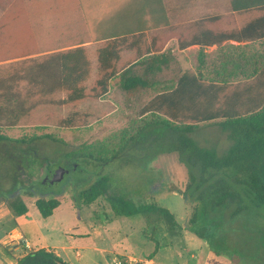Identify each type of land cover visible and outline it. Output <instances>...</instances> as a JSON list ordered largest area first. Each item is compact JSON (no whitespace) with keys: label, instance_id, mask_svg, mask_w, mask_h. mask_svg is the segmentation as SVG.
<instances>
[{"label":"rangeland","instance_id":"rangeland-1","mask_svg":"<svg viewBox=\"0 0 264 264\" xmlns=\"http://www.w3.org/2000/svg\"><path fill=\"white\" fill-rule=\"evenodd\" d=\"M0 1L1 14L9 3L17 0ZM114 1L116 8L119 2ZM176 1L167 0V3L171 2L174 6ZM81 2L86 9V0ZM97 13V16L89 17L92 21L89 20L90 25L97 28L94 25L96 23L98 29L103 28L106 15L100 12V8ZM67 21L63 22V32L57 38L58 42L65 44L71 42L73 35L66 28L77 23L73 15ZM179 21H188V17L179 18ZM51 23V20L45 19V28L48 29ZM152 34L162 36L155 43L160 52L169 36L154 31L145 35V43H149ZM87 37L83 35V38ZM85 46L91 62V74L86 83V87L90 88L96 79L97 44L88 42ZM199 52L202 50L188 53L186 62L180 60L182 56H175V63L172 62L168 69L159 73L164 83L153 90L128 96L119 88L116 76L110 80L108 92L98 100H85L75 107L39 106L17 120L12 117L0 119V134L9 139L0 142L1 256L11 257V261L17 260V253L9 252L14 255L10 256L5 247H10L11 241L19 238L15 230L16 215L11 205L16 198H20L28 209L27 219L33 223L32 235L25 234L28 244L38 246L42 243L57 256H62L61 246L73 245L77 248L71 252H80L78 264L105 262L100 253L89 248H108L110 243L136 260H142L124 264H141L147 257H150V264H264V205L251 200L247 208L237 215L227 210L218 211L217 208L207 211L206 200L197 198V185L191 181L188 168L178 153L153 155L144 146L139 148L130 145L106 163L66 157L73 149L91 153L98 158L109 157L119 149L123 139L141 124L140 110L157 93L172 89L184 71H199L205 83L227 84L229 81L224 77H220L224 83L214 79L215 73L221 71V66L201 59ZM35 56L29 54L0 59V78L17 73L18 63ZM133 58L134 53L131 51L121 54L122 62ZM182 65L185 66L181 68ZM238 79L229 80L236 82ZM229 90L227 88L226 92ZM10 93H18L22 99L27 98L26 89L20 84L16 91L11 90ZM62 97L59 94L55 99L60 100ZM12 105L10 98L0 100L1 108L6 110L4 113ZM73 112L79 114L76 124L67 128L60 126L62 119ZM42 136L49 138L35 139L30 143L10 141ZM191 137L201 146L216 149L219 155L229 144L212 123L199 125ZM57 167L66 169L67 174L59 182L47 185L46 176ZM102 176L107 178L106 192L89 204L83 203L80 192ZM110 196L129 199L136 205L154 204L166 209L168 214L140 211L131 216H116L109 205ZM51 197L58 198L60 205L51 216L44 219L37 212L34 201ZM199 228L205 231L203 237L194 232ZM23 254L21 252L18 257ZM113 257L125 259L114 253H110L108 259Z\"/></svg>","mask_w":264,"mask_h":264},{"label":"trees","instance_id":"trees-1","mask_svg":"<svg viewBox=\"0 0 264 264\" xmlns=\"http://www.w3.org/2000/svg\"><path fill=\"white\" fill-rule=\"evenodd\" d=\"M228 1L234 12H244V15L253 10L264 12V0ZM85 13L81 0H17L2 10L0 59L29 54L36 56L18 63L17 73L0 78V100L10 98L13 101L6 113L0 106V119L12 117L17 120L39 106L75 107L85 100H98L108 92L109 82L116 76L119 88L128 96L153 90L164 83L159 72L165 66V53H158L155 44L145 43L143 31L93 28ZM71 15L77 21L74 26L66 28L73 34L71 42H58L57 38L63 32L61 26ZM45 19L52 21L48 29L44 25ZM260 21L264 22V19ZM84 34L88 36L86 39ZM227 37L232 39L236 36L228 34ZM239 39L261 42L259 48L246 45L238 55L229 52L224 59L216 51L208 55L199 52L201 59L221 66L214 79L224 83L220 78L224 77L229 81L227 84L205 83L199 71H184L172 89L157 93L140 110L141 124L109 157L98 158L76 149L68 152L66 157L106 163L130 145L144 146L153 155L176 152L187 166L191 181L197 185V198L206 200L204 207L207 211L217 208L237 215L247 208L251 200L264 205V26L251 20L241 30ZM88 42L97 44L96 79L90 88L86 87L91 74V62L85 46ZM191 43V40L178 39L180 48ZM224 49L233 48L217 51ZM127 51L133 52L134 58L122 62L121 54ZM230 78L240 79L230 82ZM19 84L26 89L27 98L10 93L11 90L16 91ZM227 88L230 89L228 92ZM59 94L63 97L56 100ZM75 120H79L77 112L62 119L60 126L72 127ZM209 123L214 124L229 142L221 155L212 147L199 145L191 137L199 125ZM46 137L49 138L42 136L10 141L30 143ZM6 140L9 139L0 134V142ZM106 190L107 178L102 176L82 190L79 196L83 203L89 204ZM108 201L116 216H131L140 211L168 214L166 209L154 204L136 205L120 196H110ZM59 205L60 200L55 197L34 201L37 212L44 219L51 216ZM11 208L16 216L28 211L20 198H16ZM194 232L202 237L205 234L203 228ZM149 260L147 257L141 264H148ZM15 264L69 263L51 251L38 249L21 256Z\"/></svg>","mask_w":264,"mask_h":264},{"label":"crops","instance_id":"crops-1","mask_svg":"<svg viewBox=\"0 0 264 264\" xmlns=\"http://www.w3.org/2000/svg\"><path fill=\"white\" fill-rule=\"evenodd\" d=\"M118 2V7L115 8L114 0H86L85 10L87 11V16L90 18L97 16V11L100 8V12L106 15L103 29H111L118 32L123 30L126 32L143 31L145 35L154 31L166 33L169 37L163 49L158 52H164L166 57L165 66L162 67L161 71L168 69L172 62L175 63L177 58L174 59V57L177 55L182 56L180 60L186 62V58L189 57L187 56L188 53L191 54L197 50H202L203 53L208 55L216 51L224 59V57L229 56V52L238 55L241 48L246 45L259 48L261 42L260 40L239 39V37L243 27L251 20L258 21L264 26V22L260 21V19H264V16H262L264 12L253 10V12H246L245 15L244 12H234L231 10L228 0H178L176 1L178 3L175 2L176 5L174 4L175 7L170 4L171 2L167 3V0H118ZM183 17H188V21H179V18ZM94 25L97 28L99 27L96 23ZM99 29L102 28L100 27ZM228 34L236 37L231 39L227 37ZM151 36L149 44L158 43L160 37H162L153 34ZM178 39L180 41L191 40L192 43L187 47L180 48ZM225 47H232L233 49L217 51ZM184 66L182 65L181 68ZM222 71H225L223 67ZM27 215L28 211L14 218L16 223L15 230L19 238L13 239L10 247H5L8 254L13 251L17 253L16 259L20 257L18 255L21 252H24L23 255H25L38 249L51 251L42 243H39L40 245L38 246L28 244L25 234L32 235L31 225L33 223L27 219ZM76 248L73 245H63L60 247V255L63 257L58 256L69 264H78L77 258L80 257V252L78 250L75 253L71 252L73 249L76 250ZM89 249L100 253L104 257V261L110 253L138 261L111 243L108 248L94 246ZM10 256L14 255L10 254ZM0 257L2 264H13L16 261H11V257L8 256L0 255ZM103 263L98 262L96 264ZM148 264H150L149 261Z\"/></svg>","mask_w":264,"mask_h":264},{"label":"water","instance_id":"water-1","mask_svg":"<svg viewBox=\"0 0 264 264\" xmlns=\"http://www.w3.org/2000/svg\"><path fill=\"white\" fill-rule=\"evenodd\" d=\"M52 176L50 180L47 182V185H50L55 182H59L62 178L67 174V170L62 167H57L54 171H52Z\"/></svg>","mask_w":264,"mask_h":264},{"label":"built area","instance_id":"built-area-1","mask_svg":"<svg viewBox=\"0 0 264 264\" xmlns=\"http://www.w3.org/2000/svg\"><path fill=\"white\" fill-rule=\"evenodd\" d=\"M131 261H134V260H132L131 258H125L124 260H121L116 257H113L111 259L107 258L103 264H124L125 262L129 263Z\"/></svg>","mask_w":264,"mask_h":264},{"label":"flooded vegetation","instance_id":"flooded-vegetation-1","mask_svg":"<svg viewBox=\"0 0 264 264\" xmlns=\"http://www.w3.org/2000/svg\"><path fill=\"white\" fill-rule=\"evenodd\" d=\"M49 173H50V174L46 176L47 182L50 180V178H51L53 172H49ZM16 243H17V242H16ZM18 245H19V243H18Z\"/></svg>","mask_w":264,"mask_h":264}]
</instances>
